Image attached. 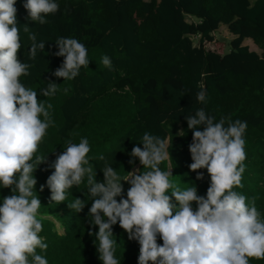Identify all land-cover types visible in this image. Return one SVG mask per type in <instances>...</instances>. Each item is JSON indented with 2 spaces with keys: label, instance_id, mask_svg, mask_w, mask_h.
I'll return each instance as SVG.
<instances>
[{
  "label": "trees",
  "instance_id": "trees-1",
  "mask_svg": "<svg viewBox=\"0 0 264 264\" xmlns=\"http://www.w3.org/2000/svg\"><path fill=\"white\" fill-rule=\"evenodd\" d=\"M25 2L16 0L14 5L22 43L18 58L32 67L30 75L20 80L37 91L49 81L60 89L51 98L38 96L52 104L54 126L47 129L35 154L46 161L33 173L34 191L41 201L39 213L48 217L39 233L48 248L45 252L37 249V253L49 264H101L95 247L98 241L88 235L91 198L86 178L68 190L63 203L49 202L46 179L53 169L48 165L66 144L86 137L95 179L103 181L100 170L105 163L121 176L141 167L138 160L129 165L128 154L133 145L142 147L145 132L172 136L170 179L181 188L194 184L203 196L209 177L206 169H200L204 177L197 180V173L189 170L192 132L185 120L199 108L216 121L223 117L247 122L243 187L235 190L249 200L255 198L264 218V0H56L59 10L48 14L43 25L26 20ZM188 15L199 22L187 21ZM221 23L235 35L229 50L222 53L217 43L214 49L202 45L204 40H213L211 32ZM25 24L37 34V41H45L44 52H38L35 60L28 58ZM196 35L200 36L198 45L194 44ZM59 37L75 38L88 50L89 65L71 81L52 75L63 61L54 55ZM245 38L252 39L261 52L242 45ZM103 55L111 58V69L100 63ZM201 86L207 93L206 103L196 99ZM100 155L105 160L98 159ZM168 164L162 163L161 169L166 170ZM122 183L126 193L128 184ZM41 185H45L43 191ZM10 194V189L0 188V201ZM77 197L87 203L79 213L67 207ZM91 230L98 229L92 226ZM112 231L116 258L121 264H137L138 243L128 240L118 224ZM157 242L162 243L159 237ZM249 264H264V260L250 259Z\"/></svg>",
  "mask_w": 264,
  "mask_h": 264
},
{
  "label": "clouds",
  "instance_id": "clouds-1",
  "mask_svg": "<svg viewBox=\"0 0 264 264\" xmlns=\"http://www.w3.org/2000/svg\"><path fill=\"white\" fill-rule=\"evenodd\" d=\"M15 3L0 0V188L11 193L0 201V264H49L37 253V249L45 252L48 248L39 235L42 221L48 217L39 213L41 201L34 191L37 180L33 173L46 161L35 154L47 129L54 126L52 104L38 96L51 98L60 89L51 81L39 91L21 82L22 76L30 75L32 65L18 58L22 43ZM23 8L26 20L43 25L48 14L59 10V4L56 0H26ZM23 32L30 41L28 58L35 60L38 52H44L45 41H37V34L27 24ZM54 44V55L63 57L52 72L56 78L71 81L89 65L88 50L77 39L59 37ZM100 63L112 68L107 55L101 56ZM206 98L201 86L196 99L206 103ZM185 120L192 132L189 170L197 173V180L204 177L200 169H206L209 177L203 196L197 194L194 184L181 188L170 179L172 136L161 138L145 132L142 147L133 145L128 154L129 165L138 160L141 167H133L125 176L105 163L100 170L103 181H97L87 158L90 145L86 137L79 143L69 141L48 165L53 169L46 179L50 203H63L68 190L86 178L91 198L88 235H95L98 241L95 247L101 264H121L115 256L117 242L112 239L117 224L128 240L138 243L137 264H249L250 259L264 260V218L255 198L249 200L235 190L243 187L247 122L223 117L216 121L204 108L186 115ZM165 161L169 164L162 170ZM122 181L128 184L126 193ZM44 187L41 185L40 191ZM86 204L77 197L67 207L79 213ZM92 226L98 229L95 233ZM158 237L162 243L157 242Z\"/></svg>",
  "mask_w": 264,
  "mask_h": 264
},
{
  "label": "crops",
  "instance_id": "crops-1",
  "mask_svg": "<svg viewBox=\"0 0 264 264\" xmlns=\"http://www.w3.org/2000/svg\"><path fill=\"white\" fill-rule=\"evenodd\" d=\"M256 0H251L253 3ZM187 21L197 23L199 19L194 18L192 16H186ZM213 40L209 42L206 48L214 49L217 43V49L220 53L226 52L229 50V42L235 37L229 30L226 24H219L218 28L211 32ZM200 39L199 35L194 36V44H198ZM207 41V40H204ZM242 45L248 46V48L252 51L260 53L261 50L257 47V45L250 38H245L242 42Z\"/></svg>",
  "mask_w": 264,
  "mask_h": 264
},
{
  "label": "built area",
  "instance_id": "built-area-1",
  "mask_svg": "<svg viewBox=\"0 0 264 264\" xmlns=\"http://www.w3.org/2000/svg\"><path fill=\"white\" fill-rule=\"evenodd\" d=\"M208 44H209L208 41H203V42H202L203 47H207ZM197 45H198V44H197Z\"/></svg>",
  "mask_w": 264,
  "mask_h": 264
},
{
  "label": "rangeland",
  "instance_id": "rangeland-1",
  "mask_svg": "<svg viewBox=\"0 0 264 264\" xmlns=\"http://www.w3.org/2000/svg\"><path fill=\"white\" fill-rule=\"evenodd\" d=\"M189 16V15H188ZM195 18V17H194ZM56 225L58 226L59 232H62V228L59 227V223L56 222Z\"/></svg>",
  "mask_w": 264,
  "mask_h": 264
}]
</instances>
